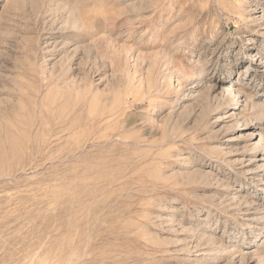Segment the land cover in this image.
<instances>
[{
	"label": "rangeland",
	"instance_id": "rangeland-1",
	"mask_svg": "<svg viewBox=\"0 0 264 264\" xmlns=\"http://www.w3.org/2000/svg\"><path fill=\"white\" fill-rule=\"evenodd\" d=\"M259 140L264 0H0V264H264Z\"/></svg>",
	"mask_w": 264,
	"mask_h": 264
},
{
	"label": "bare ground",
	"instance_id": "bare-ground-1",
	"mask_svg": "<svg viewBox=\"0 0 264 264\" xmlns=\"http://www.w3.org/2000/svg\"><path fill=\"white\" fill-rule=\"evenodd\" d=\"M81 26V25H80ZM77 28V27H76ZM230 94L231 95H233V91L231 90L230 91ZM130 123V122H129ZM259 135V134H258ZM253 145H254V147H262V149L264 150V144H263V142H262V140H259V142H253ZM253 147V146H252ZM264 229V228H263ZM206 253V252H205ZM209 254V253H208Z\"/></svg>",
	"mask_w": 264,
	"mask_h": 264
}]
</instances>
